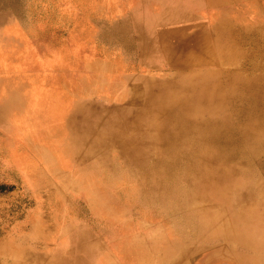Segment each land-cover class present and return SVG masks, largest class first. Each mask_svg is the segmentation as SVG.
<instances>
[{
  "label": "bare ground",
  "instance_id": "bare-ground-1",
  "mask_svg": "<svg viewBox=\"0 0 264 264\" xmlns=\"http://www.w3.org/2000/svg\"><path fill=\"white\" fill-rule=\"evenodd\" d=\"M136 1L142 7L155 5L162 14L167 10L168 0ZM12 5L0 0V128L4 134L27 129L42 142L45 155L55 152L56 165L74 171L88 166L89 180L102 178L99 187L87 185L80 193L69 189L86 203L90 228L74 223L76 217L59 203L50 210L55 235L39 243L44 250L56 245V250L46 264H127L129 259L137 264H264L262 15H252L253 24L238 15L235 22L224 23L222 15H211L210 30L218 37L213 45L225 49L216 59L207 55L213 45L200 48L184 37L194 24L186 9L161 15V23L153 8L141 9L112 23L101 39L113 41L121 55L134 54L140 69L171 71L174 79L132 78L127 88L60 86L57 75L42 69L66 62L57 53L40 61L48 50L26 42L11 15L3 13ZM216 62L226 64L210 67ZM99 86L103 93L95 100L68 93ZM21 160L12 153L13 163ZM127 186L141 209L131 213L137 232L129 237L136 246L128 254L129 222L114 212L124 208L120 198L127 199ZM164 217H170L169 233L157 236L144 229L156 221L153 226L160 230L157 222ZM174 232L199 245L183 248ZM145 241H154L153 246H143Z\"/></svg>",
  "mask_w": 264,
  "mask_h": 264
},
{
  "label": "rangeland",
  "instance_id": "rangeland-1",
  "mask_svg": "<svg viewBox=\"0 0 264 264\" xmlns=\"http://www.w3.org/2000/svg\"><path fill=\"white\" fill-rule=\"evenodd\" d=\"M10 1L13 3L14 9H11L12 7L4 8L3 13L6 10L11 15L15 27L26 39V42L31 46L42 44L48 50L44 53L45 55L39 57L40 61L48 59L50 53H57L66 62L63 66L49 64L47 69H42L44 72L49 71L53 75H57V78L61 80L60 86L104 83L106 85L120 84L121 88H127V80L132 78L159 76L156 78L174 79L175 74L171 71L140 69L134 54L121 55L118 49L111 46L113 41L101 39L108 32L112 23H115L119 18L134 17L141 9L149 11V8H153L154 13L160 15L158 23L165 19V16L161 15H169L170 12L181 7L186 9L188 15H193L190 19L194 24L184 34V37L192 38L200 48H203L206 43L213 45L218 42L217 35L213 33V30H210L211 15H222L223 23L229 20L235 22V15H238L240 19H246L248 24H253L255 21L251 18L252 15H262L264 18V11L261 9L262 0H189L185 3H178V1L172 3L168 0L169 2L167 1L165 5L167 10L165 9L163 14L155 10V5L142 7L136 0ZM153 21L154 18L148 20V22ZM77 32L80 33V36L75 40L73 35ZM213 47L214 51L209 50L207 54L210 57L217 59L225 52L223 44L218 48L215 45ZM224 64L226 63L216 62L210 67L215 68ZM24 72L30 73L27 70ZM5 73L7 72L3 71V74ZM68 93L77 99L95 100L96 97L102 95L103 89L101 87L100 89L98 87L88 89V91L75 89L74 92ZM117 97L118 93H115L108 97V101L114 103ZM26 131L27 129H19L4 134L0 128V264H46L49 253L52 254L56 250V245L44 250L39 242L55 235V217H52L50 212L55 209L54 204L58 205L59 203L60 206L65 207V210H68V216L76 217L74 223L83 224L88 229L90 228L89 224L92 223L88 217V207L84 200L73 197L70 190L75 189L77 193H80L81 189L87 185L99 187L102 183L101 177L89 180L91 175L88 166L74 171L70 167H68L70 170H67L65 166L56 165L59 158L55 152L51 151L45 155L42 142L34 139ZM110 147L111 145H108V148ZM12 153H17L22 157L19 164L11 161ZM51 161L55 165L50 163ZM65 161L66 157L64 163H66ZM129 192L130 189L127 186V199L120 198V203L124 208L119 207L114 211L119 217L126 216L125 219L127 223L129 222L125 230L127 238L137 232L135 226L133 227V224L130 223H133L134 218L131 213L141 211L128 196ZM116 196L118 195L116 194ZM102 201L106 204L109 203L108 198L103 197ZM77 211L79 212L77 213ZM58 217H56L57 222L61 214ZM155 222L145 225L144 229L150 230L157 236L165 232L169 233L170 217L161 218L160 223L157 222L160 224V230L157 229L159 231L155 230L156 226H153ZM172 236L183 248L194 249L199 245L198 242L194 239L190 240L188 235L182 232H174ZM127 240L128 254L129 251H133L131 249L136 244L130 240V237ZM153 243L154 241H145L142 245L153 246ZM99 245L100 243H95L96 247ZM137 245L140 246V244ZM108 254H113V251H109ZM127 264L137 263L134 259H129Z\"/></svg>",
  "mask_w": 264,
  "mask_h": 264
}]
</instances>
